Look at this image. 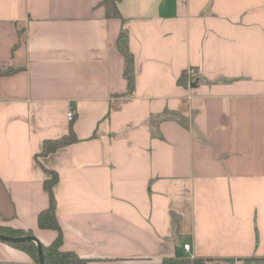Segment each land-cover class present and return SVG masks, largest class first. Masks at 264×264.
Masks as SVG:
<instances>
[{
  "label": "crops",
  "instance_id": "crops-1",
  "mask_svg": "<svg viewBox=\"0 0 264 264\" xmlns=\"http://www.w3.org/2000/svg\"><path fill=\"white\" fill-rule=\"evenodd\" d=\"M117 4L0 0V225L57 238L38 222L52 169L62 249L91 264H264V0ZM0 264L36 262L0 238Z\"/></svg>",
  "mask_w": 264,
  "mask_h": 264
},
{
  "label": "trees",
  "instance_id": "trees-1",
  "mask_svg": "<svg viewBox=\"0 0 264 264\" xmlns=\"http://www.w3.org/2000/svg\"><path fill=\"white\" fill-rule=\"evenodd\" d=\"M117 2L118 0H104V5L106 6L108 16H113L117 18L122 17ZM127 38H128L127 30L123 28L119 35L117 44L119 50L122 52L125 58L124 74L128 80L130 92H132L134 88L133 54L129 49ZM11 72L12 70H10L9 68H5V69L0 68V75L9 74ZM186 80H187L186 75H182L179 79L180 82H185ZM75 141H78V139L75 135L73 127L71 126L69 134L64 135L58 139L46 140L44 142L41 155H47L51 152H54L59 147ZM46 171L50 176L45 180L44 186L50 195V204L45 210H43L39 214L38 222L41 228L57 229L59 231V234L51 244L49 245L42 244L45 264H91L88 259L79 256L77 253L62 249L63 237H62L60 224L57 219L56 201L53 193V188L59 179V175L55 170L52 169H46ZM0 233L14 237L32 235L31 231L15 229L5 225H0ZM11 243L19 248L24 249L27 253H29L34 258L36 264H41L39 258V248L36 242L24 241V242H11ZM162 264H206V260L202 258H191V257L166 258L163 260Z\"/></svg>",
  "mask_w": 264,
  "mask_h": 264
},
{
  "label": "water",
  "instance_id": "water-1",
  "mask_svg": "<svg viewBox=\"0 0 264 264\" xmlns=\"http://www.w3.org/2000/svg\"><path fill=\"white\" fill-rule=\"evenodd\" d=\"M0 214L6 220H11L15 216L14 205L10 199V196L8 195L4 186L2 185L1 180H0ZM0 238L6 241H9V242H24V241L36 242L39 248L40 263L45 264L44 251H43L42 244L35 236L27 235V236L14 237V236H7V235L0 233Z\"/></svg>",
  "mask_w": 264,
  "mask_h": 264
},
{
  "label": "built area",
  "instance_id": "built-area-1",
  "mask_svg": "<svg viewBox=\"0 0 264 264\" xmlns=\"http://www.w3.org/2000/svg\"><path fill=\"white\" fill-rule=\"evenodd\" d=\"M193 69L190 70V73H193ZM75 116V110L74 109H71L69 112H68V117L70 120H72ZM190 245L189 244H185V248L189 249Z\"/></svg>",
  "mask_w": 264,
  "mask_h": 264
}]
</instances>
